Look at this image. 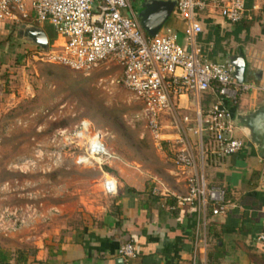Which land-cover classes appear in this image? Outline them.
I'll use <instances>...</instances> for the list:
<instances>
[{"label": "crops", "instance_id": "crops-1", "mask_svg": "<svg viewBox=\"0 0 264 264\" xmlns=\"http://www.w3.org/2000/svg\"><path fill=\"white\" fill-rule=\"evenodd\" d=\"M201 21L200 44L207 60L226 63L243 51L249 67L246 82L264 81V70L255 61L264 55V0H253L236 24L217 12L202 13ZM185 26L180 15H173L170 27L181 40ZM211 30L218 37L209 39ZM215 100L211 91L200 98L188 94L175 100L182 130L163 117L161 140L152 138L159 147L160 170L149 175L150 181L132 179L133 172L118 165L125 185L118 184L115 176L102 170L103 179L110 175L117 182V194L109 205L78 221L52 214L32 227L1 235L0 250L7 260L0 264H264V242L257 240L264 228V155L238 127L235 135L244 140L245 148L229 156L216 151L208 134L201 139L195 133V110L199 105L207 109ZM263 100V93L249 91L225 106L235 114L253 110ZM185 116L189 121H184ZM182 137L194 149L191 172L203 175L208 186L225 191L227 207L218 215L208 209L204 219L194 206L176 202V196L188 192L186 174L175 162ZM127 241L137 252L130 263L120 261L118 254Z\"/></svg>", "mask_w": 264, "mask_h": 264}, {"label": "built area", "instance_id": "built-area-1", "mask_svg": "<svg viewBox=\"0 0 264 264\" xmlns=\"http://www.w3.org/2000/svg\"><path fill=\"white\" fill-rule=\"evenodd\" d=\"M172 1L186 24L183 40L171 27H163L156 36L146 34L129 0H0V23L49 24L57 38L46 51L48 62L86 74L104 62L120 66L122 75L112 83L122 84L142 103L141 116L156 141L161 140L163 130L159 118L168 117L182 130L175 100L188 94L200 98L203 93L213 92L214 103L204 110L199 105L195 110V133L201 139L208 134L219 154H236L245 148V142L236 137L234 114L225 103L236 102L249 91H264V81L240 83L233 76L232 65L204 57L200 44L204 32L201 15L212 9L229 24H236L245 17L247 0ZM255 61L264 70V55ZM184 121L189 118L185 116ZM70 139L84 142V152L82 149L75 157L80 166L92 167L117 159L107 148L104 135L85 121ZM179 142L175 162L186 174L188 192L176 196V202L194 206L204 219L208 209L212 215L220 214L227 207L225 191L208 186L203 175L191 172L195 167L194 149L185 137ZM102 188L107 194H117L115 178L106 176ZM41 206L30 203L0 208V232L7 236L46 221L56 212L54 207L44 212ZM257 240L264 242V228ZM118 254L127 263L133 261L137 257L134 243H123Z\"/></svg>", "mask_w": 264, "mask_h": 264}, {"label": "rangeland", "instance_id": "rangeland-1", "mask_svg": "<svg viewBox=\"0 0 264 264\" xmlns=\"http://www.w3.org/2000/svg\"><path fill=\"white\" fill-rule=\"evenodd\" d=\"M129 1L139 13L143 0ZM28 25L44 30L49 43L57 38L47 23H0V208L41 204L44 212L54 207L55 215L78 221L112 201L101 186L102 170L118 184L125 185L118 165L136 172L132 179L150 181L160 170L159 147L141 116L142 103L112 83L122 75L120 66L104 62L86 74L48 62L46 51L20 34ZM83 121L104 135L117 159L92 167L75 163L84 142L70 138Z\"/></svg>", "mask_w": 264, "mask_h": 264}, {"label": "water", "instance_id": "water-1", "mask_svg": "<svg viewBox=\"0 0 264 264\" xmlns=\"http://www.w3.org/2000/svg\"><path fill=\"white\" fill-rule=\"evenodd\" d=\"M175 1L172 0H143L138 13L140 25L146 34L156 36L167 20L175 12ZM20 34H24L30 42L41 50L49 49V38L46 32L35 25L23 26ZM226 63L234 67L233 76L240 83L247 80L249 67L243 51L228 57ZM236 126L244 131L245 136L252 145L257 147L260 156L264 155V100L255 109L234 114ZM123 259L121 258L120 261Z\"/></svg>", "mask_w": 264, "mask_h": 264}, {"label": "trees", "instance_id": "trees-1", "mask_svg": "<svg viewBox=\"0 0 264 264\" xmlns=\"http://www.w3.org/2000/svg\"><path fill=\"white\" fill-rule=\"evenodd\" d=\"M252 6H253V0H247L245 14L252 8ZM176 14H178V13L175 11L173 15H176ZM239 31H241V30L237 29V33ZM214 35H216L218 37V32L213 31V30L209 31V35H208L209 39H211ZM216 44H219V39L218 38H216ZM6 260H7V256L4 255V253L0 250V262H5Z\"/></svg>", "mask_w": 264, "mask_h": 264}, {"label": "bare ground", "instance_id": "bare-ground-1", "mask_svg": "<svg viewBox=\"0 0 264 264\" xmlns=\"http://www.w3.org/2000/svg\"><path fill=\"white\" fill-rule=\"evenodd\" d=\"M60 42V41H59Z\"/></svg>", "mask_w": 264, "mask_h": 264}]
</instances>
